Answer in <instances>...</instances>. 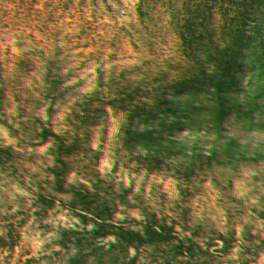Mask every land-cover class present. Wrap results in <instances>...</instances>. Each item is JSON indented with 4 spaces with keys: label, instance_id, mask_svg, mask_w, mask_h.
I'll use <instances>...</instances> for the list:
<instances>
[{
    "label": "trees",
    "instance_id": "obj_1",
    "mask_svg": "<svg viewBox=\"0 0 264 264\" xmlns=\"http://www.w3.org/2000/svg\"><path fill=\"white\" fill-rule=\"evenodd\" d=\"M0 18L17 27L0 37L14 110L25 95L61 124L139 136L174 178L199 174L197 188L229 194L242 163L264 177V0H0Z\"/></svg>",
    "mask_w": 264,
    "mask_h": 264
},
{
    "label": "rangeland",
    "instance_id": "obj_2",
    "mask_svg": "<svg viewBox=\"0 0 264 264\" xmlns=\"http://www.w3.org/2000/svg\"><path fill=\"white\" fill-rule=\"evenodd\" d=\"M16 28L0 20L1 40ZM23 97L14 110L19 98L0 94V212L13 225L0 264H264L262 173L242 163L229 194L197 188L199 174L174 178L139 136L61 124L62 112L28 111ZM38 160L44 174L32 183ZM105 246L111 256L100 254Z\"/></svg>",
    "mask_w": 264,
    "mask_h": 264
},
{
    "label": "clouds",
    "instance_id": "obj_3",
    "mask_svg": "<svg viewBox=\"0 0 264 264\" xmlns=\"http://www.w3.org/2000/svg\"><path fill=\"white\" fill-rule=\"evenodd\" d=\"M13 236V225L6 214L0 212V255L7 256L10 250V240Z\"/></svg>",
    "mask_w": 264,
    "mask_h": 264
}]
</instances>
